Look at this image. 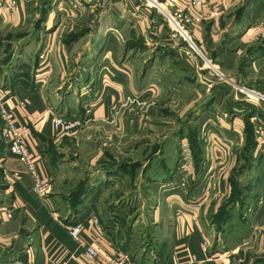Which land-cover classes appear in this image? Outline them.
Here are the masks:
<instances>
[{"label": "crops", "instance_id": "0c3cea01", "mask_svg": "<svg viewBox=\"0 0 264 264\" xmlns=\"http://www.w3.org/2000/svg\"><path fill=\"white\" fill-rule=\"evenodd\" d=\"M80 1L73 11L93 13L90 22L96 27L91 31L92 36L84 40V45L91 49L86 59L83 56L78 59L74 53L70 54L66 46L58 47L57 31H54L44 38L45 46L37 59L34 56L28 63H24L30 58V49L25 44L18 54L17 66L0 79L1 83L6 84L2 88L6 90L4 93L7 104L13 108L18 121L27 123L30 127V153L38 160L39 170L50 182L45 196L34 193L32 178L26 166L14 155L4 153L0 136V172L6 182L5 189L12 197L13 209L9 211L13 212V219L22 212L32 222L33 233L38 237L37 244L28 243L25 247L28 251L33 248L41 252L44 264H80L78 258H82V246L68 233V228L73 224L82 225L81 243H89L94 236L100 235L95 247L101 257H109L116 251H122L99 221L104 220L100 205L111 202L110 196L115 192L120 194L115 202L124 200V195L128 192L126 178H129L130 184V178L135 176L130 166L133 149L132 134L127 130L130 123L126 112L127 97L137 95L146 104L143 108L145 114L141 117L144 118V123L166 124L169 127L161 133L160 139L164 140V144L161 142V145L155 143L151 147H144L142 152L149 158L142 162L144 166L141 172L145 166L147 171L148 163L154 159L159 164L151 166L159 172L160 169L167 170L168 165H165L163 158L168 156L165 154L173 155L175 149L170 143L178 144L180 140H187L186 130H181L179 125L189 124L188 118L192 113L195 116L194 123L198 126L197 131L188 137L199 140V128L201 124H207V113L220 108L225 112H221L218 121L228 124L226 117L231 118L229 115H233L232 122L236 128L233 126L230 133H227L228 129L226 133L231 136L239 135L242 144L234 154H241L244 159L246 157V160H250L248 167L251 170L264 173V147L258 149L254 137L251 148H247L246 140L249 137L244 131L246 119L251 129L256 121L262 124L261 128L264 127V102L254 104L257 110L254 114L243 116L245 110L240 107L244 105L243 98L238 97L235 90L236 85L241 84L264 93V37L261 35L264 0H203L204 5L196 11L199 22L189 26V35L203 52L207 64L210 61L207 51L218 60V64H213L212 61L210 64L217 67L218 71L214 70L217 75L220 73L224 77L220 79H215L211 72L206 71V63L204 65L193 54L186 42L163 20L158 10L149 4L152 2L158 8L162 6L167 10L177 8L185 11L188 9V0ZM33 6L28 0H22L12 12L5 10L3 17L0 15V30L21 28ZM211 11H216L217 14L210 16ZM52 12L49 11V17ZM49 17L45 22L46 27L53 23ZM100 28H106L108 35L98 37ZM1 40L7 45L6 39ZM10 43L14 44L13 41ZM24 56H27L26 60L23 59ZM26 68L31 73L35 69V73L44 77L42 82L34 83V91L29 89L28 83L18 80L20 73H25L23 71ZM88 72L91 75L88 76ZM71 75H74L72 79ZM207 76L212 77L208 79ZM65 85H70L71 91H78L81 100H90H84V103L82 101L79 111H76L77 107H70L68 114L64 112L65 116H80L85 121L73 134L61 136L53 130L50 119L51 112L56 108L55 101L65 102L66 96L59 95L60 92L64 93L62 87L65 88ZM88 85L93 88L90 98L88 92L83 95V90ZM212 85L217 88L210 109L207 110L205 106V110L196 112L206 90ZM152 113L155 116H151ZM210 120L214 122L215 118L211 117ZM240 134L246 135L242 137ZM202 154L207 160L206 151ZM219 155L226 156L227 153L219 152ZM83 167L93 168L98 176L86 190L80 192L78 206L72 209L74 212L70 213L67 205V213L63 215V197L69 199L74 196L72 191L84 179H76L70 170ZM187 167L189 166L185 168ZM195 167L193 164L194 169ZM218 167L222 172L228 171L224 160ZM190 173L192 170L187 169V174ZM158 174L160 178L146 181V189L155 197L159 196V202L147 216L140 214L141 220L150 219V233L155 241L153 248L141 259L135 258L134 264H139L140 260L141 264H230L229 258L220 251L227 245L226 242L223 244V238L229 236L228 231L233 229V233L238 236L247 232L256 238L264 237V201L248 217V228H241L237 223L234 227L230 226L228 223L231 220L233 222V214L226 216L224 224L226 223L227 228L223 230L222 223L221 230L213 228L207 232V227L203 226L201 220L205 217L203 206L200 212H197V208L192 212H183L181 209L176 212L175 203L179 208L191 204L190 199L181 192L185 183L162 173ZM223 177L224 179L219 180V185L221 181L228 183L230 180L228 174ZM253 186L262 187L264 194V179L262 184L257 185L256 182ZM171 189L173 194L166 199L165 195ZM160 199L164 200V211L160 206ZM219 203L222 204V201ZM19 230L18 226L17 233ZM2 236L3 231L0 230V253L6 247L14 250L13 244L4 246ZM208 237L212 239L209 240ZM216 237L215 252L211 253V245ZM204 239H208L210 243L208 250L202 245ZM259 241L262 240L259 238ZM236 249L238 247L230 250Z\"/></svg>", "mask_w": 264, "mask_h": 264}, {"label": "rangeland", "instance_id": "374dc122", "mask_svg": "<svg viewBox=\"0 0 264 264\" xmlns=\"http://www.w3.org/2000/svg\"><path fill=\"white\" fill-rule=\"evenodd\" d=\"M19 1L22 0H17L16 7ZM28 1L29 3H33L34 6L23 26L19 29L10 28V30H0V79L5 73H10L12 68L17 66L18 54L25 44H27L30 49V55H28L30 58L26 60L27 56H24L23 59L26 60L24 63H28V61L34 56L37 59L45 46L44 38L54 31H57L56 39L58 47L65 48L64 46H66L67 51H69L70 54L74 53V55H77L78 59H81L82 56L86 59L87 55L91 53L90 47L88 45L86 46V44L84 45V40L86 41L92 36L91 31H94L96 27H93V24L90 22L93 13L79 12L76 10L73 11L78 7L79 3H81L80 0ZM149 4L152 5L153 3L151 2ZM5 10L7 11L6 0H0V15L2 17ZM51 10L53 12L49 17V11ZM58 11H63L64 13ZM158 13L162 16L163 20L166 21L164 15L159 11ZM48 17L53 23L46 27L45 22ZM97 33L98 37L101 38L108 35L106 28H100ZM1 39H6L8 41L7 45H4ZM10 41H13L14 44L10 43ZM103 46H105L104 43ZM35 52L36 54L34 55ZM207 58L212 61L213 64H218V60L214 59L208 51ZM199 59L201 60V58ZM201 61L203 62V59ZM210 61L208 64L206 61V71L211 72L210 74L214 75L213 77H215V79H220L221 77L224 78L223 76L217 75L214 69L217 71L218 69L216 66L214 67L211 65ZM85 62L86 61L84 60V63ZM94 62L95 61L92 62V65H94ZM203 64L205 65V61ZM209 66L214 67V69ZM34 70L31 73L29 69L26 68V70L23 71L25 73H20L21 76H19L20 79H18L28 83L30 86L29 89L32 91L35 89V82H42L44 80V77H42L40 73H35ZM87 75L89 76L91 74L88 72ZM73 77L74 75H71V79ZM208 77L211 78L212 76H207V78ZM83 79L85 80L86 77L84 76ZM5 85L4 82H0L1 87L4 88ZM244 86L248 87V85ZM70 88V85H65V88L62 87L64 93L62 94L60 92L59 95L66 96L65 102L55 101V113H61L65 116L64 112L68 114V111L71 109L70 107H77L76 111H79L84 100L85 102L90 100L87 98L81 100L78 91H71ZM216 88L215 85H212L210 89L206 90L204 99L195 109L196 112L203 110L205 106L207 110L210 109L209 106L214 99ZM84 89L85 91L83 90V95L88 92V98H90L93 94L92 86H85ZM235 90L237 91L238 97L243 98L242 103H244V105L242 104L240 106L245 110L243 116L254 114L257 111L255 107L256 104L252 105L251 103L245 102L244 94L240 93L237 89ZM126 101V106L128 107L126 112L130 120L127 130L132 134L133 149L130 158L132 160L130 166L133 171V176H135L134 178H130L132 181L130 184L128 181L129 178H126L128 192L124 195V200L121 199L122 201L115 202V200H118L120 194L119 192L113 194L110 192V200L112 201L100 205V208H102L101 211H103L104 220L99 221L107 230L110 238L115 241L117 246L121 248L123 252L127 253L132 261H134L135 258L141 259V257L153 248L155 238L150 233V219L141 220L140 214L147 216L153 211L154 207L159 202V196L155 197L146 189V181L151 178H160L158 173L169 176L171 179H179L181 182L183 181L185 183L181 192L190 199L189 201L191 204L179 208L178 204L175 203L174 205H176L175 208L177 209L176 212L179 209L183 212H192V210H195L194 208H197V212H200L203 206L205 217L201 220H203V226L205 225V227H207V232L211 231L213 228L216 230H218V228L220 230L222 228L223 230L227 228L226 223L224 224L226 216H231L233 214V222H231V220L228 223L230 226L234 227L237 223L241 228H248V217L251 216L254 208L260 206L262 204L261 202L264 201L263 188L261 187V189L253 186L256 182L257 185L262 184L264 173L260 174L254 169L251 170L248 167L250 160H246V157L244 159L241 154L240 156L234 154L236 149L242 146V144H240L239 135L231 136L227 134L230 133L233 126L236 128L235 124L232 122L233 115H229L231 118L226 117L228 124H221V122L218 121V117H220L221 112L224 113L225 110L220 108L210 110V113H207V124H201V128H199L200 138L198 140L193 139V137H188L192 136L193 133L197 131L198 126L194 123L195 116L191 113L194 117L190 118L191 115H189L188 120L190 123H181V125H179L181 130H186L185 137L187 140H184L183 142L180 140L178 141V144L175 142L170 143L171 147L175 148L174 154H165L168 156H164L163 158V162L165 165H168V169H160V172L157 171L155 167L151 166L156 165V163L159 164V162L154 159L153 162L148 163L149 166L146 168L147 171H145V166L144 171L141 172L142 166H144L142 162L146 158H149V156H145L142 152L144 147H151V145L155 143L161 145V142L164 144V140L162 141L160 139L161 133L162 130L167 131L169 127H167L166 124L148 125L144 123V118L141 117L145 114L143 108L146 104H143L137 95L127 97ZM168 114H171V112ZM151 116H155V113H152ZM182 117H184V114ZM211 117L215 118V121L213 120L214 122H210ZM253 125V129H248L249 132L244 128V131L248 133L247 138L249 137L246 140V147L251 148L252 140L255 137L257 140L256 147L261 149L264 147V127L261 128L260 126L262 124L260 125L257 121L253 122ZM227 129L228 132L226 133ZM149 133L152 135L149 136ZM240 135L244 137L246 134ZM2 150L6 153L4 150V143ZM205 151L207 153V160L204 159L202 154ZM224 151L227 153L226 156L219 155V152L224 153ZM209 157L211 159H209ZM223 160L224 163H227V172H222L218 167L219 163ZM193 164L196 165L195 169L193 168ZM186 166H189L190 168H185ZM187 169L192 170V173L187 174ZM70 171L73 172L76 179L81 177H84V179H81V184L79 182L72 191L74 196L69 199L65 196L63 197L64 201L61 202V214L63 215L67 213L65 210L67 205L70 209V213L74 212L72 209H75L78 206V199H80L81 196L80 192L86 190V188L92 184L98 176L93 168H75ZM224 174H228V179L230 180L228 183H223V181H221L219 185V180L224 179ZM1 176L2 173L0 172V230L3 231L2 238L4 239V246L7 244H13L14 250L10 247L4 248L3 252L0 253V264H44L41 252L34 250L33 248H30V251H28L25 247L28 243L37 244L38 237L33 233L34 226L32 222L28 221L22 212L16 216V219H13L14 214L9 211L13 209L12 197L10 192L6 191V182ZM223 184L227 185V187H224ZM79 185H81V187ZM172 194L173 190L171 189L165 195V198L168 199ZM220 200L222 201V204L219 203ZM160 202L162 210H166L163 209L164 205H162L164 204V200L160 199ZM205 218L207 221H205ZM221 224L223 225L222 228H220ZM18 226L21 230L17 233ZM228 234L229 236H226L227 241H225L226 237L223 238V244L226 242L227 245H224L225 249H220V251L225 257L229 258L230 264H264V237L256 238L254 235L250 236L247 232L244 233V235L238 236L233 233V229L228 231ZM259 238L262 241H259ZM212 242L213 241L211 240V243ZM216 242L217 237L215 238L214 244L211 245L213 247L211 253L215 252L213 250ZM237 247L238 250L231 251ZM208 249L209 245L207 244V250ZM141 261L142 260L139 261V264H141Z\"/></svg>", "mask_w": 264, "mask_h": 264}, {"label": "built area", "instance_id": "2783aa9c", "mask_svg": "<svg viewBox=\"0 0 264 264\" xmlns=\"http://www.w3.org/2000/svg\"><path fill=\"white\" fill-rule=\"evenodd\" d=\"M203 0H188L185 11L179 9H165L161 6L158 8L170 28L181 39H183L188 48L197 58L207 61L203 52L192 40L188 34L190 25H195L199 22V17L196 15L197 10L204 5ZM17 0H6V9L10 13L16 7ZM153 6V5H151ZM216 11H211L210 16H215ZM261 35L264 37V23L262 24ZM206 63V62H205ZM214 69V67H212ZM215 70V69H214ZM219 75H221L219 73ZM237 90L244 94V101L251 104L264 102V93L246 87L244 85H236ZM0 86V121H1V137L4 143V150L17 157L27 168L28 173L32 178V191L38 195L45 196L49 190V179L45 178L39 170V162L33 157L29 150V138L31 136L30 127L27 123L19 122L15 116V112L5 100V92ZM51 125L53 130L58 135H71L81 128L85 119L80 116L70 117L64 116L61 113L51 112ZM82 225L73 224L68 228V233L73 240L79 242L82 246V258H78L80 264H134L129 255L123 251H116L109 257H101L97 251L95 244L99 242V234L94 236L89 243H81ZM209 242L207 239L202 241L203 247L206 249Z\"/></svg>", "mask_w": 264, "mask_h": 264}, {"label": "trees", "instance_id": "16d2710c", "mask_svg": "<svg viewBox=\"0 0 264 264\" xmlns=\"http://www.w3.org/2000/svg\"><path fill=\"white\" fill-rule=\"evenodd\" d=\"M245 126H244V128L247 130V132H249V130L248 129H251V125L249 124V121H248V119H246L245 120ZM251 131V130H250ZM252 142H253V140H252ZM254 143V142H253ZM81 191V190H80Z\"/></svg>", "mask_w": 264, "mask_h": 264}]
</instances>
